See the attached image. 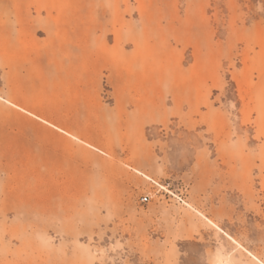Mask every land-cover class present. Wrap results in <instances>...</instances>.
Here are the masks:
<instances>
[{"label": "rangeland", "instance_id": "1", "mask_svg": "<svg viewBox=\"0 0 264 264\" xmlns=\"http://www.w3.org/2000/svg\"><path fill=\"white\" fill-rule=\"evenodd\" d=\"M0 264H264V0H0Z\"/></svg>", "mask_w": 264, "mask_h": 264}, {"label": "built area", "instance_id": "2", "mask_svg": "<svg viewBox=\"0 0 264 264\" xmlns=\"http://www.w3.org/2000/svg\"><path fill=\"white\" fill-rule=\"evenodd\" d=\"M140 200H141L142 202H146V201L148 200V197H147V196H143V197L140 198Z\"/></svg>", "mask_w": 264, "mask_h": 264}, {"label": "bare ground", "instance_id": "3", "mask_svg": "<svg viewBox=\"0 0 264 264\" xmlns=\"http://www.w3.org/2000/svg\"><path fill=\"white\" fill-rule=\"evenodd\" d=\"M250 254V253H249Z\"/></svg>", "mask_w": 264, "mask_h": 264}]
</instances>
